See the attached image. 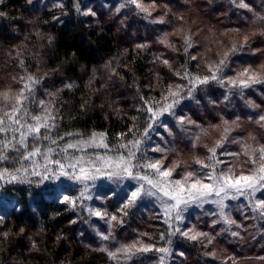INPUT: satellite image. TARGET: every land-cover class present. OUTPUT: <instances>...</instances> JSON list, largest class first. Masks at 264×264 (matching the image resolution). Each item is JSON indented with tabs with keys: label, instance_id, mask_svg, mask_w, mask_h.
<instances>
[{
	"label": "trees",
	"instance_id": "16d2710c",
	"mask_svg": "<svg viewBox=\"0 0 264 264\" xmlns=\"http://www.w3.org/2000/svg\"><path fill=\"white\" fill-rule=\"evenodd\" d=\"M137 2L148 7L151 16L131 0H0V94L9 93L8 100L0 95V119L5 121L0 143L8 145L0 147V156L8 157L0 159V191L8 203L0 209V264H264V210L257 206L241 205L234 211L233 225L196 221L193 230L212 239L193 241L170 235L173 231L162 215L146 204L125 209L124 215V198L111 189L102 191L101 201L89 203L80 196L81 187L57 178L60 170L53 161L72 163L67 161V145L93 134H106L104 154L111 156L126 155L120 145L143 137L139 163H144L142 157L161 160L164 167L178 161L180 167L173 171L177 178L200 169L196 158L208 162V147L224 136L225 127L227 140L217 148L224 163L218 170L248 167L247 156L222 155L225 150L242 152L241 144L264 145V83L248 88L228 83L245 67L264 75V0ZM89 10L95 15L82 14ZM158 18L163 23L153 22ZM165 35L168 46L158 42ZM186 36H191V48L184 43ZM140 44L146 46L137 47ZM233 44L236 52H230ZM225 53L230 54L218 73L225 83L196 87L193 99L181 100L171 110L175 115L165 113L149 129L152 116L146 108L158 109L157 101L170 85L173 90L189 86L178 73L210 75L209 66L215 68ZM24 84L31 90L23 89ZM21 90L27 99L16 117L19 124H13L4 112L12 111ZM47 112L55 116L48 121L55 128L41 129L34 139L27 124L36 123L32 116ZM21 132L27 149L19 146ZM45 134L50 138L44 139ZM36 147L40 154L24 159ZM12 176L18 179L12 181ZM64 195L76 200L75 208L60 202ZM257 200L264 202V190ZM94 207L105 214L104 222L91 214ZM232 231L239 235L232 236ZM105 235L109 239L104 240ZM136 241L154 249L128 256L120 251ZM164 247L170 255L155 250Z\"/></svg>",
	"mask_w": 264,
	"mask_h": 264
},
{
	"label": "snow or ice",
	"instance_id": "6c2138e0",
	"mask_svg": "<svg viewBox=\"0 0 264 264\" xmlns=\"http://www.w3.org/2000/svg\"><path fill=\"white\" fill-rule=\"evenodd\" d=\"M133 4L136 5L137 8L143 13H146L148 16H151V12L148 7L143 6L141 3H138L137 0H131ZM31 3V0H29ZM238 7L240 8H248V5L245 3H239ZM83 15H95V13L89 11H85L82 13ZM154 23H163L162 18H158L153 20ZM238 31V30H236ZM264 34V33H262ZM247 37L244 38V43H247ZM159 43L165 44L168 46L167 35L164 38L158 41ZM185 45L188 48L192 47L191 36H186L184 40ZM146 45L140 44L137 47L143 48ZM243 47V45H241ZM237 46L235 44L232 45L230 52H236ZM230 53H225L224 57L221 58L215 68L209 66L208 71L211 73L210 75H191L187 71L183 74H179L181 79L188 80V85H176L175 90H173L170 85L167 89V94L164 96L162 101H157L160 107L153 108L147 107L146 111L151 113L152 122L149 124V129L152 127V123H155L157 119L167 113L169 116L175 115L173 111H171L176 105H178L183 99H193V92L196 87L201 85H206L211 81H216L223 85L225 83L224 79L218 76V73L222 70V67L226 64V57ZM191 59H196L195 56H192ZM22 63V62H21ZM163 63L168 65V61L164 60ZM27 79L35 83L31 76L27 77ZM228 83L233 87L240 88H248L254 83H264V75H262L258 70L245 67L241 70L235 78H231L228 80ZM68 87H71L69 85ZM23 89H30L29 84H24ZM3 96L5 100L9 99V93L5 92L0 94ZM171 98V99H170ZM15 104L12 105V111L4 112V116L8 118L13 124H19V121L16 117L20 114L21 109L24 107V101L27 97L24 95V91L21 90L15 97ZM143 99V98H142ZM147 105L149 102L147 100L144 101ZM19 106V107H17ZM25 115L27 113L25 112ZM35 124H27V132L29 135H32L33 138H38L41 129H45L47 131H51L55 128V123L49 124L48 121L55 120V116L51 112H47L44 116L34 115L31 117ZM261 121H264V116L260 117ZM181 122H183L181 120ZM189 123H193L191 120ZM234 120L232 123H235ZM5 121L0 119V125H3ZM163 125V122H161ZM223 123L225 125L229 124V121L224 120ZM23 126V125H22ZM165 130H167V126L163 125ZM264 126V125H262ZM4 131L2 127H0V132ZM229 132V128H224V136L221 137L220 140L216 141L215 146L208 147V152L210 155L206 157L208 162L205 160H201L199 158L195 159V163L200 165V169H210L208 172L201 173L200 169L193 171H184L180 174L179 178H172V174L175 168L180 167V163L173 162L167 167H164L161 160H151L146 159L143 164L139 163L137 160V152L140 150V145L143 143V137L133 139L128 144H121L120 147L127 149L126 155H118L115 158H104L100 157L99 160L102 162V166H90L85 168L81 166L79 168V172H76L77 163H79V158L76 163H69L67 166L60 161H53L56 165H58L60 171L57 174V178L66 177L70 180H74L79 183L87 184V182H95L96 179L100 177L107 178L108 180L120 181L124 179H132V180H140L144 183L141 184L136 190L132 191L128 197H126V202H123L122 208L120 211L127 215L124 211L129 207L135 206L136 201L141 199L144 196L147 197H157L161 200V206L163 208V212L168 215L169 219H171V215L175 212V218L180 220L182 218V211L184 208L193 205V204H203L208 198L216 197L218 199L213 200L221 208V214L223 215V209L225 207L224 200L226 199H235L237 196H244L245 194L251 196L254 195L258 190H264V145L260 147H252L251 145L241 144L242 152H231L225 150L222 155L239 157L241 154L248 157V159L244 162L248 165L247 168H241L238 172H234L232 166H229L225 170H218L217 165L224 163L217 157V148H222L223 143L227 140V134ZM71 135V134H69ZM78 135V134H77ZM148 135V130H146L143 134L144 137ZM106 134H93L86 141H79L81 144H87L92 147L103 146L105 148L108 147V144L105 143ZM44 139H49L50 137L45 134L43 136ZM63 137H61L62 139ZM15 139V137H13ZM198 139V137H197ZM254 139V138H253ZM27 137L25 133H20L19 146L20 148L27 149ZM233 143H240L239 140L233 138ZM52 143H56L55 139H52ZM8 145L0 143V147H7ZM195 146V145H193ZM75 144H68L67 148H76ZM19 150V149H15ZM152 151L164 152L163 148H154ZM40 154V149L38 147L35 148L34 151L28 152L24 159H30L32 156H36ZM166 158V157H165ZM0 159L7 160V156H0ZM146 168L151 170L152 175H140L134 172L135 168ZM66 168L72 169L71 172L66 171ZM7 171V169H5ZM19 171V169H17ZM34 174L39 175V173ZM3 178V175L0 174V179ZM48 177H42V179H47ZM18 177L12 176L11 180L15 181ZM147 185L148 187H145ZM114 194V192H113ZM159 194V195H158ZM84 192L80 193V196L84 197ZM163 198H167L162 199ZM90 198V197H89ZM171 201V203H168ZM61 203L71 204L72 207H76V200L71 199L69 196L64 195L60 200ZM257 208L264 210V202H260L257 205ZM255 210V209H254ZM96 216H102V213L99 211L92 212ZM261 215H264V211L261 212ZM111 220L115 221L117 219L116 216H111ZM74 222V221H73ZM123 223V221H120ZM167 222V221H166ZM224 222L228 225L236 224V221L232 220L230 217L224 216ZM171 227V224L169 225ZM240 227V225H237ZM179 235L186 237L190 240L196 241L201 237H207L208 242L211 243V237L208 236L207 233L203 232H195L192 231L190 235L189 231H181L177 228L174 232L170 233V235ZM232 236H238L239 232L232 231ZM104 240L109 239L108 235L103 236ZM172 241L168 240V244H171ZM154 249L153 245L143 244L140 241L133 242L130 245L124 246L121 248V252L128 255H133L136 252H148ZM104 251L105 249H101ZM160 253H164L166 255H170L169 248H158L155 249ZM109 256L115 257V253L109 252ZM183 255V253H181ZM214 255V253L212 254ZM162 264V261H161Z\"/></svg>",
	"mask_w": 264,
	"mask_h": 264
},
{
	"label": "rangeland",
	"instance_id": "374dc122",
	"mask_svg": "<svg viewBox=\"0 0 264 264\" xmlns=\"http://www.w3.org/2000/svg\"><path fill=\"white\" fill-rule=\"evenodd\" d=\"M97 136H99V134H97ZM105 143H106V139H105ZM75 145L77 146L76 148L66 147L65 152L67 153L69 152V154H67L66 156L67 158L70 159H67V161H73L72 163H76L77 159L79 158V163H77L76 166L77 173L79 172V168L81 166L85 168H88L90 166H102V162L99 160L100 157H104L106 159L117 157V156L104 154L106 148L103 146L92 147L87 144H81V143H75ZM142 159L144 162L145 157H142ZM148 159L154 160L150 157ZM65 170L68 172L72 171V169L70 168H66ZM134 172L140 175H149V176L152 175L151 170L146 168L137 167L134 169ZM63 178L81 187L83 189L82 191L85 194L83 198L89 203H92L94 200L101 201L102 199H104L102 191L105 189H111L115 195L123 196L124 198L123 202H126V197H128L132 191L136 190L141 184L144 183L143 181L140 180L124 179L120 181H115V180H108L107 178L104 177H100L96 179L95 182H87V184H84V183L76 182L74 180H70L66 177ZM172 178L175 179L177 177H174L172 174ZM145 187L148 186L145 185ZM260 191L261 190H258L254 195L251 196L245 194L244 196H237L235 199L230 198L224 200L225 207L223 209V215L221 214V208L216 203L213 202V200L218 198L210 197L203 204H193L184 208L182 211V218L180 220H177L175 218V212L172 213L171 219H169L168 215H166L163 212V208L161 206V200L158 199L157 197L144 196L138 201H136L135 204H139V205L146 204L150 208L154 209L156 212L160 213L163 219L165 220V222L167 221L166 223L168 225L171 224L170 228L173 232L177 228H179L181 231H189L191 235L193 229L195 228L196 221L209 222L210 224H214L219 221L220 223L226 225L227 223L224 222V216L230 217L232 220H235L234 211L238 209L241 205L246 204L251 208L252 207L256 208V206L259 204V201L257 200V194ZM5 197L6 195L0 191V209L3 208V205L8 204L6 203ZM161 198L165 200L167 199L163 197ZM168 203H171V201H168ZM232 206H236V207H232ZM95 211H99V210L94 207V212ZM98 217L103 222L106 219L105 214H102V216H98ZM177 235H179V233H177Z\"/></svg>",
	"mask_w": 264,
	"mask_h": 264
}]
</instances>
